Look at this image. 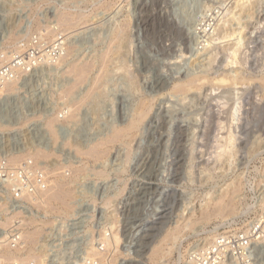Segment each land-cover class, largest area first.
I'll use <instances>...</instances> for the list:
<instances>
[{
  "label": "rangeland",
  "instance_id": "1",
  "mask_svg": "<svg viewBox=\"0 0 264 264\" xmlns=\"http://www.w3.org/2000/svg\"><path fill=\"white\" fill-rule=\"evenodd\" d=\"M235 1L25 0L22 12L0 9L5 16L0 22V52L15 50L16 41L10 37H17L24 28H29L26 34L45 26L55 28L54 19L61 11L86 12L89 17L81 28L64 31L65 50L59 59L48 54L17 80L12 92L0 94V171L26 168L29 163L37 165L36 171L57 172L53 178L62 171L72 182V208L59 214L30 199L24 200L25 207L13 197L0 200V221L6 223L0 222V230L9 231L20 218L27 222L25 229H40L37 249L44 263L39 264H90L92 258L97 264H183L192 248L217 234L242 228L256 214L255 203L264 186V0H259L253 17L244 18L241 25L232 22ZM28 20L34 24L26 26ZM223 21L232 22L238 31L230 40V44L241 42L236 55L225 50L226 40L227 44L218 40ZM125 23V34L114 40ZM25 42L29 44L27 40L19 44ZM86 61L94 65L86 80L78 81L73 94L65 97L64 90L74 81L70 64ZM232 75L245 78L246 83L214 87L210 82ZM203 76L207 81L200 88L173 91L176 84ZM145 99L152 112L141 129L109 144V154L100 158L78 152L136 119ZM240 105L241 124L235 120L232 125ZM51 119H56L52 120L54 136L48 127ZM228 133H234L235 151L230 147L233 159L223 156L224 164L217 155L220 143L227 146ZM37 149L51 156L36 164L30 153ZM22 153L29 154L24 159L29 162L8 166L10 157ZM77 168L80 171L75 173ZM234 186L240 188L235 196ZM225 191H232L236 215L228 220L198 219L201 208ZM171 231L179 238L163 242L168 251L171 247L170 255L163 261L150 260L153 247ZM45 235L48 239L42 243ZM114 235L119 241H113Z\"/></svg>",
  "mask_w": 264,
  "mask_h": 264
},
{
  "label": "bare ground",
  "instance_id": "2",
  "mask_svg": "<svg viewBox=\"0 0 264 264\" xmlns=\"http://www.w3.org/2000/svg\"><path fill=\"white\" fill-rule=\"evenodd\" d=\"M223 1V0H222ZM227 2V1H226ZM260 2H259V0H236L235 1V3H234V5H233V13H231V14H233L232 16H233V18H234V20H232V22L233 21H235V22H237V24H240L241 25V22H242V20L244 19V18H251V17H253V14H254V12L256 11V9L258 8V4H259ZM115 4V3H114ZM223 4H225V3H223ZM108 7H109V5L110 4H106ZM112 5V4H111ZM107 8V7H106ZM106 8H105V10H106ZM66 9V8H65ZM69 9V8H68ZM228 12H230V11H228ZM86 13V12H85ZM85 13H83V12H71V11H68V10H65V11H61V12H59V15H57V28L59 29V30H61V33L62 32H64L65 30H70L72 27H77V26H80V28H81V25H83V24H85V23H89V22H86L87 21V18H89L88 17V15H86ZM223 15V14H222ZM230 16V15H229ZM232 18V19H233ZM224 20V19H223ZM226 20V19H225ZM229 21H231L230 19H229ZM228 22V21H227ZM227 22H225V21H223V23H220L221 25L219 26V28H218V33H217V35H219V42L221 41L220 39H222V42H223V39L224 40H226V42H228L229 44L227 45V46H225V50L226 51H232L233 53H231V54H233V55H236L239 51H240V49L242 48V47H240L239 45V43H241L240 41H237V42H239L238 44L237 43H231L230 44V40L232 41V38H234V37H236L237 35H236V32H238V31H236V28L235 27H233V25H231L230 23H232V22H229V23H227ZM38 23V22H37ZM40 24L41 23H39V26H40ZM128 23H125L124 24V26H121L119 29H117V31H116V33H115V38H114V40H116V39H118V38H120L122 35H123V33H124V30H125V28H127V25ZM86 25V24H85ZM38 26V27H39ZM42 26H44V25H42ZM238 26V25H237ZM218 27V26H217ZM240 27V26H239ZM243 27V26H242ZM73 29H75V28H73ZM217 29V28H216ZM41 30V31H40ZM38 32L39 33H41V34H44L45 35V37H48V38H51V39H54L55 37H56V34H57V32L55 31V29H51L50 28V26L49 27H44V28H41ZM76 31L78 30V29H75ZM125 34V33H124ZM19 35V34H18ZM17 35V37H15L16 35H13L12 37H10V38H12V39H14L16 42H15V45H16V48H15V50L18 52V53H21L22 51H24L25 50V48H26V44H19V41L21 40V39H19L18 36ZM216 35V34H215ZM239 37V36H238ZM237 37V38H238ZM216 39V40H217ZM19 40V41H18ZM227 40H229V41H227ZM235 40H236V38H235ZM235 40H234V42H235ZM26 41V40H25ZM119 41V40H118ZM117 41V42H118ZM111 42V41H110ZM116 42V41H115ZM226 42H223V43H226ZM114 43V42H113ZM214 43H216V41L214 42ZM112 44V43H111ZM115 44V43H114ZM222 44V43H221ZM227 44V43H226ZM232 44L234 45V44H236L235 46H233L232 47ZM18 45V46H17ZM212 44H210V46H211ZM223 45V44H222ZM231 45V46H230ZM110 46V45H109ZM209 46V47H210ZM229 46V47H228ZM242 46V45H241ZM73 47V46H72ZM67 50V52H66V55L67 56H69V55H71V51H70V49L69 48H67L66 49ZM73 50H74V48H73ZM72 50V51H73ZM108 50H109V48H108ZM110 51H111V49H110ZM220 52V51H219ZM111 53V52H110ZM213 53H214V51H213ZM103 54V53H102ZM107 54H109V52L107 53ZM229 54V53H228ZM106 55V54H105ZM103 56V55H102ZM182 56V55H181ZM214 56V55H213ZM104 57H108V56H104ZM110 57V56H109ZM108 57V58H109ZM232 57V56H231ZM64 59H66L65 57H64ZM104 59V58H103ZM102 59V61H104ZM62 60V59H61ZM78 61V60H77ZM227 61V60H226ZM230 61H231V59H230ZM63 62V61H62ZM225 62V61H224ZM227 63H229V62H227ZM227 63H225L226 65H227ZM74 65H72V64H70V67H69V72H70V75H74V81H73V83L71 84V85H69L68 87H67V89H65L64 90V93H63V95H67V96H65V97H68V96H71V94H73V92L75 91V89H74V87H75V85L77 84L78 85V81H80V83L81 82H83V81H85L86 80V78H87V76H88V73H89V71H90V68L92 67V66H94V65H92V63H88L87 61H86V63L85 62H83V63H81L80 65H78V63L76 64V62L75 63H73ZM76 64V65H75ZM231 64V63H230ZM61 65V64H60ZM59 65V66H60ZM105 66V65H104ZM227 66H229V65H227ZM93 68V67H92ZM102 68V67H101ZM105 68V67H104ZM101 71V70H100ZM102 72V71H101ZM106 72H107V70H106ZM72 73V74H71ZM235 73V72H234ZM233 73V74H234ZM232 74V73H231ZM98 76V75H97ZM99 76H100V72H99ZM106 76V75H105ZM205 76V75H204ZM203 76V77H204ZM201 78V77H194V78H191V79H188L187 81H185L184 83H178V84H176L175 85V87H174V90L173 91H178V92H185V91H189V90H192V89H196V88H200V84L201 85H203L206 81H207V79H205L206 77H204V78ZM240 76L239 75H232V77H228V76H221V77H217V78H214V79H210L209 81L210 82H212V83H214V87L215 86H218V87H220L221 85L223 86V85H226V84H232V85H235L236 87H237V85H239V84H242V85H244L245 83H246V81H245V78H243V79H241V78H239ZM73 78V77H72ZM97 79V78H96ZM209 79V78H208ZM264 79V78H263ZM263 79H261V80H263ZM247 80V79H246ZM161 81V80H160ZM208 81V82H209ZM264 81V80H263ZM262 81V82H263ZM96 82H99V81H96ZM96 82L94 83V84H96ZM261 82V81H260ZM261 82V84L262 85H264L263 83ZM17 83V82H16ZM16 83H10L7 87H6V89L3 91V92H8V93H10V92H12L15 88H16ZM249 83V82H248ZM18 85V84H17ZM156 85V84H155ZM154 85V86H155ZM92 87H94V86H92ZM166 87V86H165ZM263 87V86H262ZM76 88V87H75ZM161 88V87H160ZM74 89V90H73ZM96 89V88H95ZM173 89V88H172ZM72 90H73V92H72ZM94 90V89H93ZM198 90V89H197ZM193 91V90H192ZM191 91V92H192ZM3 92H1L2 94H3ZM177 92V93H178ZM0 93V94H1ZM212 93V92H211ZM5 94V93H4ZM3 94V95H4ZM148 101V100H147ZM146 101V99H145V101L143 100V101H141V103H140V105H139V107H138V112H137V115H136V119H134V120H132L127 126H125L124 128H120V129H115V131L113 132V134L109 137V138H107L106 140H104V141H100V143H96V145H94L93 147L91 146V148H89L87 151H78V149L77 150H75V152L76 151H78L81 155H88V156H92V157H96V158H100V157H102V155L103 156H105L107 153H108V145L110 144H112V143H114V142H116V141H118V140H120L121 138L123 139V137L125 136V138H126V135L127 136H129L128 134L130 133V135H131V132L132 131H134V130H136V129H138V127L139 126H141L140 124H142L145 120H147V118L150 116V114H151V112H152V105H151V103L150 102H147ZM150 101V100H149ZM152 102V101H151ZM67 107V106H66ZM73 107L71 106V110H74V109H72ZM69 109H70V106H69ZM68 110V109H67ZM65 112H67V111H65ZM237 112H238V118L237 119H234V121L232 122V125H240L241 124V121H242V118L240 117L241 115H243V113H242V106L240 105V107L238 108V110H237ZM71 113V112H70ZM68 114V113H67ZM72 114V113H71ZM234 114V113H233ZM236 114V113H235ZM262 114V113H261ZM57 115V114H56ZM74 114H72V116H73ZM72 116H70L69 115V117L68 118H72ZM157 116V115H156ZM236 116V115H235ZM62 117V116H61ZM135 117V116H134ZM65 118V117H64ZM67 118V119H68ZM57 119H59V118H57ZM55 121L56 119H51V122H50V124H49V128H50V131H51V133L53 134V136H54V133H55V131L53 130V121ZM157 120V119H156ZM235 120H237V123L235 124L234 122H235ZM159 121V120H158ZM223 123V122H222ZM161 126V125H160ZM233 127V126H232ZM234 128V127H233ZM139 129H141L140 127H139ZM180 129V128H179ZM224 129V128H223ZM222 129V130H223ZM222 130H221V132H222ZM54 131V132H53ZM138 131H140V130H138ZM135 132V131H134ZM133 132V133H134ZM179 133L181 132L180 130L178 131ZM232 132H235V129H233L232 130ZM184 133V132H183ZM223 134V133H222ZM229 134V138L228 139H226V142H227V144H226V142H225V144L227 145L226 147L224 146V144H221L218 140V142L221 144H219V148L218 147H216V149L218 148L221 152L219 153L218 151V155H217V152H214V154L216 153V155H217V157H218V160L220 159H223L222 157L224 156L225 157V155H226V157H229V156H231V158H232V155L231 154H233L234 152L233 151H235V150H233L232 148H233V146H234V142L236 141L235 139H234V133H228ZM133 136H134V134H133ZM221 136V135H220ZM228 136V135H227ZM226 136V137H227ZM218 137H219V135H218ZM223 137V136H222ZM224 138V137H223ZM218 139V138H217ZM219 140H222V138L221 137H219ZM235 140V141H234ZM223 141V140H222ZM224 142H222V143H224ZM218 144V143H217ZM218 146V145H217ZM224 147V148H223ZM230 147H231V149L233 150L232 152L231 151H229L228 152V150H230ZM223 148V149H222ZM229 148V149H228ZM235 149V148H234ZM30 153V152H29ZM28 154V153H27ZM77 155H78V153H76ZM79 154V155H80ZM109 154V153H108ZM18 156H16L15 155V157L13 156L12 158L10 157V159H9V162L10 163H8V166H9V164H11L12 165V167H14L15 168V166H17L18 165V167H19V163L21 162V161H23V162H25L24 161V159L29 155H25V156H23L24 154L22 153V155H19V154H17ZM51 155L49 154V153H47V152H45V151H41V150H38L37 149V151L35 150V152H32V153H30V158L34 161V162H36V164H37V162L40 160V159H46V158H49ZM225 157V158H226ZM233 157H234V155H233ZM29 158V157H28ZM215 158H216V156H215ZM217 159V158H216ZM228 159V158H227ZM233 159V158H232ZM29 160V159H28ZM219 160V161H220ZM226 160V159H225ZM229 160H230V162H231V159L229 158ZM42 161V160H41ZM221 161H223L224 162V159L223 160H221ZM233 161V160H232ZM4 162H6V161H4ZM23 162H21V163H23ZM26 162H29V161H26ZM33 162V163H34ZM216 162V161H215ZM218 162V161H217ZM7 163V162H6ZM169 163V162H168ZM27 164V163H26ZM224 164H225V162H224ZM34 165V164H33ZM53 165V164H52ZM55 165V164H54ZM59 165V164H58ZM21 166V165H20ZM23 166V165H22ZM26 166V165H25ZM29 166H30V163H29ZM31 166H32V164H31ZM60 166V165H59ZM67 166V165H66ZM70 166V165H69ZM27 167H28V164H27ZM36 167H37V165H36ZM35 167V168H36ZM44 167V166H43ZM49 167V166H48ZM71 167V166H70ZM74 167V166H73ZM228 167V166H227ZM10 168V167H9ZM25 168V167H24ZM42 168V167H41ZM46 168V167H45ZM56 168H58V166L56 167ZM56 168L54 169V170H56ZM152 168V167H151ZM175 168V167H174ZM50 169H52V168H50ZM49 169V171L51 172V170ZM61 169H62V167H61ZM60 169V170H61ZM71 169V168H70ZM73 170V169H72ZM71 170V172H73V171H76L75 173H77V172H79L80 171V169H76V170H73L72 171ZM79 170V171H78ZM151 170V169H150ZM46 171V170H45ZM66 171V170H65ZM106 171V170H105ZM263 171H264V169H263ZM47 172V171H46ZM55 172V171H54ZM62 171H60V173H59V175L60 176H58V177H51V175H53V174H56L57 172H55V173H49V172H47V173H45L46 174V177H48L47 178V184H48V186H47V189L46 190H44V191H42V192H40L39 194H40V196H39V202H38V206H41L42 205V207L44 208H46V210L48 211H55V212H57V213H68V212H70V209L72 208V206H71V199L73 198V191H72V188L70 187L71 185H72V182L70 181V180H68V178L66 177V176H64V174H62L61 173ZM70 172V171H69ZM102 172V171H101ZM262 172V171H261ZM74 172L73 173H71V174H75ZM149 173V172H148ZM58 174V173H57ZM98 174H102V173H98ZM105 174V173H104ZM171 174V173H170ZM76 175V174H75ZM75 175H73V176H75ZM78 175V174H77ZM54 176V175H53ZM56 176V175H55ZM71 178V177H70ZM75 178V177H74ZM73 178V179H74ZM77 179V178H76ZM165 181H167V180H165ZM71 182V183H70ZM73 182H75V181H73ZM259 183H260V181H259ZM71 184V185H70ZM231 185V184H230ZM240 185V184H239ZM264 185V184H263ZM233 187V186H232ZM228 189V188H227ZM78 190V189H77ZM225 190V189H224ZM238 190H240V188L238 187V186H234V188L232 189V194H234V196L236 195L235 193H237L238 192ZM120 192H121V190H120ZM119 192V193H120ZM230 191H225L223 194H221V196H219L218 198H216V199H213V200H211V202L212 203H209L210 204V206H207L206 208H201V210L203 211L202 213H201V211H200V218H198V219H200V220H202V221H210L212 218H220V219H222V220H228L227 218H229V217H234V215H236V208L234 207V202L233 201H235L233 198V200L231 199V197L233 196H231V193ZM118 193V194H119ZM172 193V192H171ZM233 196V197H234ZM29 200V199H28ZM71 200V201H70ZM74 200V199H73ZM76 201V200H75ZM165 201V200H164ZM210 201V200H209ZM170 202V201H169ZM30 203H33V202H30ZM29 203V204H30ZM33 205V204H32ZM207 205V204H206ZM5 206V205H4ZM35 206V205H34ZM75 206V205H74ZM73 206V207H74ZM201 206V205H200ZM199 206V207H200ZM76 207V206H75ZM252 207V206H251ZM0 208H2V207H0ZM38 208H41V207H38ZM248 208V207H247ZM199 209V208H198ZM250 209V208H249ZM73 210V209H72ZM74 210H75V208H74ZM197 210V209H196ZM80 212V211H79ZM47 213V212H46ZM193 213V212H192ZM196 213V212H195ZM243 213V212H242ZM15 215V214H14ZM16 217H17V215H16ZM193 217H195L194 216V214H193ZM6 218V217H5ZM77 218V217H76ZM12 219V218H11ZM15 219V218H14ZM69 219H70V217H69ZM192 219V218H191ZM3 220V219H2ZM7 220V219H6ZM5 221V220H4ZM9 221H10V218H9ZM48 221V220H47ZM194 222H195V219L193 220ZM1 222V221H0ZM29 222V221H28ZM34 222V221H33ZM33 222H30V224L31 223H33ZM51 222H52V220H51ZM50 222V223H51ZM114 223H115V221H113ZM1 223H5V222H1ZM1 223H0V225H1ZM27 223V222H26ZM25 223V224H26ZM48 223V222H47ZM51 224H53V223H51ZM4 225H6V223L4 224ZM4 225H3V227H4ZM53 225H55V224H53ZM111 225V224H110ZM192 226V225H191ZM1 227H2V225H1ZM176 229H177V227H175ZM6 229V228H5ZM173 229V228H172ZM114 230H115V228H114ZM174 230V229H173ZM177 231V230H176ZM169 232V231H168ZM41 233V231H40V229H34V230H26V232H25V234H24V241L26 242V244H25V246H26V248L25 249H12V248H9V247H6L4 250H2V252H1V254H0V259H2L3 261H4V264H15L16 262L18 263L19 261L22 263V264H25V262L28 260V259H32V260H35V261H38V262H42V263H44L43 261V256L40 254V252L38 251L39 249H37V247L39 246L37 243V241H38V236H39V234ZM104 233V232H103ZM110 233H112V232H110ZM165 233V232H164ZM115 234V233H114ZM166 234V233H165ZM168 235L165 237H163V239L161 240L162 241V243H161V241H160V243H159V245H156L155 247H153V249L151 250V255H150V260H152V261H157V260H160V259H162V261H163V258L165 259V257H167V255L169 256L170 254H168V253H171V247H169L170 249H169V251L166 249L167 247L165 246L164 247V244H163V242H165V243H168L170 240H172V241H174V242H177V237H176V234H174V232H172L171 231V233H167ZM179 234V233H178ZM193 234H194V232H193ZM115 236V235H114ZM119 236V235H118ZM180 236V235H179ZM213 235H211V237H212ZM111 237V236H110ZM210 237V238H211ZM214 237V236H213ZM212 237V238H213ZM100 238H101V236H100ZM99 238V239H100ZM105 238V237H104ZM114 238V237H113ZM112 238V239H113ZM179 238V237H178ZM103 239V238H102ZM177 239V240H176ZM114 240H116V242L117 241H119V238L117 237V236H115V238L113 239V241ZM180 240V239H179ZM96 241V240H95ZM100 241V240H99ZM168 241V242H167ZM109 242H110V240H109ZM209 242V241H208ZM171 243V242H170ZM41 244V243H40ZM100 244V243H99ZM106 244V243H105ZM104 244V245H105ZM38 245V246H37ZM92 245V244H91ZM108 245V244H107ZM106 245V246H107ZM166 245V244H165ZM181 245V244H180ZM117 247H118V245H117ZM41 248V247H40ZM110 249V248H109ZM25 250V251H24ZM99 250V249H98ZM167 250V251H166ZM24 251V252H23ZM100 252V251H99ZM109 253V252H108ZM94 254H97L98 256H101V255H99L100 253H97L96 251H95V249H94ZM102 255H103V252L101 253ZM105 254V253H104ZM111 254V253H110ZM90 255V254H89ZM97 255H95L96 257H98ZM107 256V255H106ZM94 257V256H93ZM101 258V257H100ZM100 258H99V260H100ZM104 258V257H103ZM45 259H46V256H45ZM43 260V261H42ZM92 260H93V258H92ZM95 260H96V258H95ZM104 260V259H103ZM29 261V260H28ZM88 261V260H87ZM98 261V260H97ZM161 261V262H162ZM151 262V261H150ZM160 263V262H159ZM39 264V263H38ZM166 264V263H165Z\"/></svg>",
  "mask_w": 264,
  "mask_h": 264
},
{
  "label": "built area",
  "instance_id": "3",
  "mask_svg": "<svg viewBox=\"0 0 264 264\" xmlns=\"http://www.w3.org/2000/svg\"><path fill=\"white\" fill-rule=\"evenodd\" d=\"M25 0H0V9L6 10L11 7L14 12H22ZM74 8L76 6L74 5ZM5 16L0 14V22ZM14 20V21H13ZM16 22L17 17H14ZM19 22L22 20L19 18ZM57 34L54 39L45 37L44 34L30 31L24 28L18 38L29 41L25 52L18 53L0 52V93L10 83H16L19 78L31 71L34 64H39L49 55L61 57L65 50L64 33L57 29V18L54 19ZM34 24L28 20L27 25ZM52 56V57H53ZM36 166H28L17 170L7 169L0 171V188L4 194L0 196L1 201L15 198V201L25 207L28 205L24 200L30 199L38 205L40 192L47 189V178L44 171H36ZM28 198V199H27ZM256 214L245 220L242 228H235L222 234H217L211 241L201 246L192 248L187 254V260L183 264H264V186L263 191L255 203ZM18 220L9 228V231L0 230V254L6 247L12 249H24L25 229L24 221ZM62 225V224H61ZM59 226V224L57 225ZM44 239L42 238V243ZM43 246V245H42ZM0 264L4 261L0 259ZM15 264H22L20 261ZM25 264H38L37 261L29 260ZM90 264H97L91 260ZM180 264V263H179Z\"/></svg>",
  "mask_w": 264,
  "mask_h": 264
}]
</instances>
